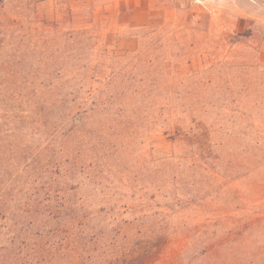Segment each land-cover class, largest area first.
<instances>
[{
    "label": "rangeland",
    "instance_id": "374dc122",
    "mask_svg": "<svg viewBox=\"0 0 264 264\" xmlns=\"http://www.w3.org/2000/svg\"><path fill=\"white\" fill-rule=\"evenodd\" d=\"M0 22V264H264V0H3ZM77 65L125 118L73 129L45 87Z\"/></svg>",
    "mask_w": 264,
    "mask_h": 264
},
{
    "label": "trees",
    "instance_id": "16d2710c",
    "mask_svg": "<svg viewBox=\"0 0 264 264\" xmlns=\"http://www.w3.org/2000/svg\"><path fill=\"white\" fill-rule=\"evenodd\" d=\"M3 2V0H0V4ZM2 27V23L0 22V28ZM45 43L44 45H42L41 49H40V54L42 56L46 55V51H47V47L45 48ZM79 44H80V40H75L74 41V53H75V57L76 61L78 63H80L82 61L81 57H79L77 55V51L79 50ZM76 48V50H75ZM73 50V49H72ZM78 66V65H77ZM59 74H61L59 72ZM81 74L83 75L82 79H78V75ZM105 72L103 70H96V69H90L87 68V66H78L77 70L74 71V76L75 79L77 80V82L75 84H73L68 91H63L64 88L61 87V94L58 92V87H53V86H46L45 88L48 89L49 93L54 92L55 90V94H56V99L59 100V102L62 104L64 110H65V119L72 121V126L73 129H75V127L79 124H81V122L83 121V119L89 115L90 113H92L93 111H95V109L99 108L100 106H105L107 109L113 108L114 106H117L116 109V114L119 116V118H125V114H126V110L124 109L123 105L121 103H116L113 100H115L116 98H112L109 97L107 100H96L95 97L97 96V90L95 89H91V87L88 86V81L92 80L94 77H99L100 79H102L105 75ZM58 76V75H57ZM105 78V77H104ZM113 78L107 79L105 82V85H109L112 82L110 80H112ZM104 85V87H105ZM104 87H100L98 93L103 94L104 93ZM135 93L138 92L139 90H133ZM113 99V100H111ZM99 101V103L97 104L96 102ZM154 107V105H151ZM156 107V105H155ZM133 113H137L139 115V117H144L145 114V110L141 109L140 105H133ZM67 117V118H66ZM65 119H63V121L61 122L62 125H65L66 123L64 122ZM154 123H152V125L154 124V126L157 124V119H155V121H153ZM156 122V123H155ZM143 124L138 123V127L135 126L134 123L128 121L126 123H124L123 125H119L122 126L121 131L119 133H115L114 135H116L117 137H123V138H128L130 139L131 136L133 135L134 132L138 131V129L142 128ZM72 128V127H71ZM72 129V130H73ZM137 129V130H136ZM69 130V129H68ZM67 130V131H68ZM131 132V134H130ZM207 133H203V132H199V131H195L192 132V139H199L201 137V139L203 138V135H206ZM200 139V140H201ZM112 146V145H110ZM109 151L115 153L117 152V147L113 146L111 148H109ZM207 164V163H206ZM5 180L4 179H0V207H1V197L3 196V187H5L4 185Z\"/></svg>",
    "mask_w": 264,
    "mask_h": 264
},
{
    "label": "built area",
    "instance_id": "2783aa9c",
    "mask_svg": "<svg viewBox=\"0 0 264 264\" xmlns=\"http://www.w3.org/2000/svg\"><path fill=\"white\" fill-rule=\"evenodd\" d=\"M198 2L205 1V0H197ZM195 18V17H194Z\"/></svg>",
    "mask_w": 264,
    "mask_h": 264
}]
</instances>
